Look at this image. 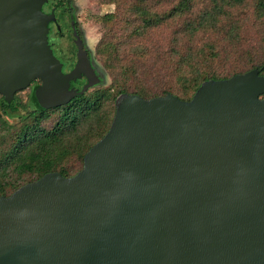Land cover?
Here are the masks:
<instances>
[{"label": "water", "instance_id": "obj_1", "mask_svg": "<svg viewBox=\"0 0 264 264\" xmlns=\"http://www.w3.org/2000/svg\"><path fill=\"white\" fill-rule=\"evenodd\" d=\"M48 2L0 0L8 103L39 80L38 106L61 107L100 81L80 46L63 71ZM262 96L258 69L206 81L191 101L121 94L78 174L48 173L0 198V264H264Z\"/></svg>", "mask_w": 264, "mask_h": 264}, {"label": "trees", "instance_id": "obj_2", "mask_svg": "<svg viewBox=\"0 0 264 264\" xmlns=\"http://www.w3.org/2000/svg\"><path fill=\"white\" fill-rule=\"evenodd\" d=\"M52 1L60 8L65 3V0ZM141 1L133 6L136 17L142 22L135 30L138 36L144 31L166 24L171 19L188 16V21L181 25L180 34L188 35L189 43L197 34L225 33L227 30L220 41L238 45V59L240 62L245 59V62L230 63L227 71H218L213 66L221 63L226 49L215 43H207L202 48L189 47L186 52L180 54L176 84V89L183 87L180 91H174L172 87L150 89V79H144L149 87H127L120 82V78H114L108 88H89L67 105L52 109L38 106L34 97V84L19 91L11 103L0 95L1 110L4 114L0 119V198L11 196L21 187L38 181L48 173L58 172L67 178L78 174L84 168L86 154L109 132L116 113V100L121 94L139 95L145 99L173 94L183 101H191L206 81L229 79L254 69L264 75V0H255L251 20H240V17L231 14L226 7L235 3L241 5L242 0H213L214 6L203 9L199 16L194 12L196 0H178L176 5L164 14L152 11V1L156 0ZM61 16L63 18L64 13ZM127 22L132 21L128 19ZM248 22L260 32L247 37L243 31L250 28H246ZM247 42L250 45H243ZM115 51L117 55V48L110 43H104L98 50L100 57L107 53L110 55V60L104 59L102 63L113 77ZM72 66L71 64L70 68ZM27 90L28 98L23 101L20 96ZM13 117L19 119L18 124L10 122ZM51 119L52 125H45V122Z\"/></svg>", "mask_w": 264, "mask_h": 264}, {"label": "rangeland", "instance_id": "obj_3", "mask_svg": "<svg viewBox=\"0 0 264 264\" xmlns=\"http://www.w3.org/2000/svg\"><path fill=\"white\" fill-rule=\"evenodd\" d=\"M177 1L178 0H170L169 3H159L156 0L152 1L153 8L152 6L150 7L153 12L164 14L171 10V8L176 5ZM140 2L142 1L71 0L70 6L82 33L83 40H85V43L95 56L96 64L100 67L104 76L101 81L91 88L95 86L108 88L112 84L114 78H120V82L126 84L127 87H149L144 79H150V89L154 87H172L174 91H180L183 87L176 89L180 54L186 52L189 47L202 48L207 43H215L217 46L220 45L226 49L221 63L213 66L214 69L218 71H227L230 68V63L238 62L243 64L245 62V59L244 62H240L238 59V45H233L229 41L225 42V40L220 41L227 30L225 33L197 34V36L193 38V41L191 40V43H189L190 37L180 34L181 25H183V22L188 21V16L176 17L166 24L144 31L141 36H138L135 30L142 22L136 17L133 6ZM254 3L255 0H242L241 5L235 3L233 5H226V7L231 11V14L240 17V20H251L250 18L253 17ZM213 6V0H196L194 12L199 16L203 9H209ZM128 19L132 22H127ZM249 24L248 22L246 28H250H245L246 30L243 31L247 37H251L260 32L255 26ZM243 42L244 39L241 41V44ZM104 43H110L118 50L117 55L115 54L116 51L113 53L116 58V63L114 64V77L109 70L104 68L102 63L104 59L107 61L110 60V55L107 53L100 57L98 53L99 48H101ZM243 45L250 44L247 42ZM243 48L245 47L243 46ZM147 53H149L148 56L146 55ZM153 91L159 92L156 90ZM28 92L27 90L22 93L20 99L26 101ZM2 117H4V114L1 110L0 103V119ZM10 122H17L18 124L19 119H14L13 117ZM52 123L53 120L51 119L46 121L45 125L51 126Z\"/></svg>", "mask_w": 264, "mask_h": 264}, {"label": "flooded vegetation", "instance_id": "obj_4", "mask_svg": "<svg viewBox=\"0 0 264 264\" xmlns=\"http://www.w3.org/2000/svg\"><path fill=\"white\" fill-rule=\"evenodd\" d=\"M70 4L71 0H65L63 7L60 8L58 7V4L56 5V3H54V1L49 0V2L44 6V11L47 13L55 10L57 18V22H51L49 24V44L56 57L62 62L63 71L65 73L74 69V67L76 66L78 62V54L81 47L82 50L86 52L87 57L90 59V64L95 72V75L101 81L104 78L102 70L96 64L95 56L91 52L88 45L85 43V40H83L82 33L78 26L77 20L74 18V13L72 12ZM63 13L64 17L62 18L61 14ZM61 21L63 24L61 23ZM66 38H68L69 40ZM71 64L73 66L70 68ZM79 83L82 84L81 86L83 88L88 83V79L84 78L82 80L72 82L71 88H75L79 91L80 89H82L81 86H79ZM32 84H34V88H36L41 83L39 80H37Z\"/></svg>", "mask_w": 264, "mask_h": 264}]
</instances>
